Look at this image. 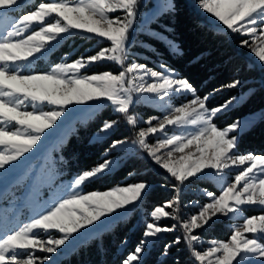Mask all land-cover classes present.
Returning a JSON list of instances; mask_svg holds the SVG:
<instances>
[{
	"label": "snow or ice",
	"instance_id": "6c2138e0",
	"mask_svg": "<svg viewBox=\"0 0 264 264\" xmlns=\"http://www.w3.org/2000/svg\"><path fill=\"white\" fill-rule=\"evenodd\" d=\"M20 2L0 0V170L7 171L35 151L78 105H107L133 129L138 128V119L131 113L135 103H149L163 115L150 116L144 121L148 126L135 131L131 141L127 137L112 139L101 162L79 172L62 196L40 207L27 221L13 220L0 209V264H55L53 256L73 234L138 204L148 187L145 182L82 191L84 184L118 164L105 157L132 150L145 153L174 178L176 195L148 213L141 240L121 264H139L150 243L178 227L183 235L164 246V255L183 240L194 264H264V155L236 153L238 137L233 133L240 131V121L224 128L214 122L239 98L209 108L210 96H200L187 79L166 65L161 64L162 70L157 71L135 59L129 62V41L136 30L141 0H41L33 10L17 16L14 13ZM197 5L219 21L224 31L244 37L240 47L247 48L264 68V0H197ZM157 9L163 14L173 6L170 0H158ZM117 12L122 14L115 15ZM75 30L92 34L107 46L70 63H57L45 72L31 70L37 55ZM169 45L178 51L174 44ZM105 62L120 70L86 74L88 67ZM240 83L233 80L221 88H237ZM174 97H182L183 102L173 103ZM119 123L117 119L103 121L97 140L105 139ZM169 127L179 134L169 135ZM153 135L158 138L150 144ZM232 168L239 170L229 178ZM201 176L215 180L219 194L205 189L208 202L197 205V213L182 218L179 192L190 178ZM245 206L259 208L260 214L244 216ZM221 216L234 221L231 235L227 240L209 241L207 248L198 250L196 245L203 242L196 230ZM163 219L175 223L162 226ZM41 232L49 234L47 240L40 238ZM37 250L43 255H37Z\"/></svg>",
	"mask_w": 264,
	"mask_h": 264
},
{
	"label": "trees",
	"instance_id": "16d2710c",
	"mask_svg": "<svg viewBox=\"0 0 264 264\" xmlns=\"http://www.w3.org/2000/svg\"><path fill=\"white\" fill-rule=\"evenodd\" d=\"M195 1L197 0H171L173 10L159 13L149 22V26L160 36L140 32V39L148 46L137 43L133 44L132 48L146 53V58L139 59L148 65H167L175 70L179 77L187 79L200 96L209 95V108L222 105L230 98L251 89L241 101L217 115L215 123L224 127L247 114L264 110V85L260 81V68L248 66L238 37L211 26L193 6ZM169 42L174 44L178 51L174 52ZM67 48L64 41L58 48L53 49L46 64H49V60L53 63L63 59L62 51ZM109 68L106 65H97L95 71ZM233 80H239L240 86L233 89L221 88ZM141 112L150 115L152 110L145 108L144 112ZM112 118L111 110L103 108L93 118L77 125L68 134L61 147V164L67 175L78 174L102 161L105 149L118 135L113 134L100 141L91 140V136L104 120ZM236 149L240 154L264 155V113L238 137ZM139 181L171 185L166 175L146 167L143 170L136 169L131 161H125L105 176L87 183L86 187L87 190H102L115 184ZM169 193V190L158 186L151 188L142 200L144 212L151 211L156 205H161L163 201L171 198ZM193 198L188 196L187 199ZM134 222V215L117 220L111 229L101 232L98 238H90L80 243L56 264H121L142 237L141 218L137 226L129 231ZM227 235L221 234L222 237ZM168 241H171L168 236L161 238L156 248L139 264H174L170 257L161 262L157 260ZM178 251L176 258H183L184 251Z\"/></svg>",
	"mask_w": 264,
	"mask_h": 264
},
{
	"label": "rangeland",
	"instance_id": "374dc122",
	"mask_svg": "<svg viewBox=\"0 0 264 264\" xmlns=\"http://www.w3.org/2000/svg\"><path fill=\"white\" fill-rule=\"evenodd\" d=\"M39 2H41V0H21L20 6L15 10L14 15L18 16L19 14H22V12L33 10V6L35 4H38ZM43 2H52V0H43ZM157 3L158 0H141L138 8L137 17L135 20L136 30L133 31L129 41L128 60L129 62H131L133 59H135L136 62L146 64L149 68L153 70L161 71L162 69L159 66L162 63H156L157 67L150 66L144 60H142L143 58L147 57L146 53L137 50L135 48H132L133 44H137V43H140L144 46H148V44L145 41H142L140 39V32H146L149 34L160 36L159 33H157L152 27L149 26V22L156 15L160 13L157 9ZM193 6L211 26L220 30H224V26L219 21H217L210 14L206 13L204 10L198 7L197 1L193 3ZM121 14L122 13L120 12L115 13V15H121ZM82 31L83 30L73 31V33L70 36H65L59 42L53 43L52 46L47 51H44L41 55H37L36 58L31 61V65H30L31 70L37 72H45L48 71L52 66H54L57 63H62V62L70 63L71 61L77 59L78 57L81 56L86 57L88 55H93L95 54V52L99 51L100 48L107 46L106 42L98 43L97 39H95L92 34L81 35ZM232 35L237 36L239 40L244 38L238 34H232ZM161 37L163 36L161 35ZM64 41L66 42V46H68V48L62 51L63 59L53 63H50L49 60V64H46L48 57L50 58V52L53 49L58 48ZM241 48L245 51L248 66L251 67L255 66L257 68H260V75H261L260 81L262 82L261 84L264 85V68H261L260 65L256 63V61L253 58V54H251L247 48H243V47ZM97 65H106L109 66L110 68L102 71H95ZM167 67L169 69H172L169 66ZM119 70H120L119 67L114 63L105 62L100 64H94L88 67L87 69H85V72L86 74H93L103 71L118 72ZM250 90L251 89H248L242 92L240 95L235 96L238 97L239 99L235 103H233V105L241 101L242 98L245 97V95H247ZM172 102L175 104H179L183 102V98L174 97ZM103 108H108L109 110H111L113 114L112 119H117L120 121V123L116 126L113 132H111L107 137L112 136L113 134H117L118 138L127 137L129 141H131L134 138L135 131H138V129L141 127L148 126L146 123H144V121H146L150 116L162 117L163 115L161 110L153 107L149 103H135L131 107V113H133L138 119V128L133 129L125 123L124 118L122 116L115 114L109 106L105 105ZM103 108H95V106H84V105H78L72 108V110L68 112L67 116L64 117L61 126L59 128H56L54 131L49 132V134L45 137L43 143H41L35 149V151H33L31 154H26L25 158H23L20 161V163L15 164L7 171L0 170V209L5 210L11 219L13 220L18 219L19 222H25L29 218H31V216L40 207H45L51 204L56 197L62 196L68 189V186L70 185L71 181L77 175V174L67 175L65 173V168L61 164L62 144L66 141L68 134L73 129H75L77 125L86 123L88 120L93 118V116L99 110ZM145 108L146 110L147 109L152 110V113L150 115H145L144 113H142L141 111L144 112ZM263 113L264 110H259L235 120L234 122L240 121V131L233 134L239 137L257 119H259ZM224 127H220V128H224ZM173 132L179 134L178 129L169 127L168 134L171 135ZM97 135H98V130H96L92 134L91 140L100 141L97 140ZM157 138H158L157 136L153 135L151 138H149L148 142L150 144H155ZM159 138H163V137L161 136ZM236 153L240 154L237 152V149H236ZM179 155H180L179 153L175 154V156L177 157ZM105 158L118 161V164L114 166L113 169H115L125 161L126 162L131 161L132 164H135L136 169L143 170L144 167H146L151 170H156V172L166 175L170 179L171 185L169 186L163 184L156 185L145 182L148 185L145 194L151 188L158 186L160 188H163L164 190L170 191L169 194L172 197L169 198L168 200L172 199L176 195V192L172 187V185L175 184L174 178H172L166 172V170L161 169L158 165H156L154 161L148 158L145 153L139 150H132L127 154L124 153L118 154L116 152H113L111 155H108ZM238 170H239L238 168L230 169L229 178L234 177V175L237 173ZM105 175L106 174L102 176ZM139 182H143V181H139ZM133 183H137V182H133ZM133 183L115 184L113 186H110L102 190L101 189L87 190L86 187L87 183H86L83 185L82 191L85 193L88 191H95V190L105 191L118 185L125 186L127 184H133ZM205 189H207L208 191H213L217 195L219 194L218 186L215 180H213L211 177L201 176L198 178H190L189 181L185 182V184L182 186L179 192L180 215L182 218H187L191 214L197 213L199 211V207L197 205L202 206L204 203L208 202L207 197L203 194ZM145 194L143 195V198L140 200V202L136 204L133 208H130L127 212H122L119 215L110 216L108 218H102V221H98L94 225L87 226L85 229H82L78 234H73V237L70 238V240L66 242L64 246L61 247L58 254H55L53 256V260L55 261V264L63 256H66L72 249L76 248L80 243L85 242L90 238H98L101 232L111 229L117 220L122 218H127L130 215H134L135 222L133 227L129 229V231L132 230L134 226L135 227L137 226V223L141 218L140 224L142 226V235H143L145 221L149 219L148 213H150V211H148L147 213L144 212V208L142 207V200L144 199ZM188 196H193L194 198L188 200L187 199ZM164 202L165 201H163V203ZM168 211H171V209H168ZM257 214H260L259 208L245 206L243 209L244 216L257 215ZM173 223H175V221H173L172 219H163L161 221L162 226L170 227ZM233 223L234 221L231 218L221 216L218 218H214L208 225L202 227L201 229L196 230V234L199 235V237L203 242V243H198L196 245L197 249L203 251L205 248L209 246L208 242L212 240H227L228 237L231 235V226ZM225 233H227L228 235L226 237H222L221 234H225ZM52 234L53 235L56 234L55 230H52ZM218 234L220 236H218ZM48 235H49L48 233H43V232L39 233L40 238L44 240L48 239ZM182 235H183L182 230L179 227L173 232L162 233L158 238L154 240V242L150 243V245L145 249V251L141 256V260L146 255L151 253V251L154 248H156L158 244L157 242L161 240V238L166 236L171 238V241L165 243L166 245V244H170L177 236L182 237ZM171 247L169 248L167 255H164V251H163V253L158 255L157 260L161 262L165 258L170 257L174 262V264H194L190 251L183 242V240H181V243L173 244ZM180 249L184 251L183 258H179V257L176 258V256H178L177 255L179 252L178 250ZM36 254L43 255V253H41L39 250H37ZM252 264H258V262L253 261Z\"/></svg>",
	"mask_w": 264,
	"mask_h": 264
}]
</instances>
